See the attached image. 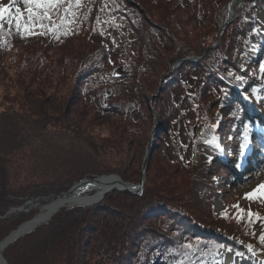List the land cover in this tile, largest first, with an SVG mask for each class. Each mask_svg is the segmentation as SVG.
I'll return each instance as SVG.
<instances>
[{"label":"rangeland","instance_id":"obj_1","mask_svg":"<svg viewBox=\"0 0 264 264\" xmlns=\"http://www.w3.org/2000/svg\"><path fill=\"white\" fill-rule=\"evenodd\" d=\"M131 1V6H128V0H110L106 5H91L92 17L95 16L93 23L88 0H81L79 6L66 3L64 7L71 9V14L67 15L69 22L54 33L39 34L41 29L36 28V34H21L14 24L8 27V18L5 28L0 30V114L11 113V119L17 123L35 118L48 122L43 131L47 135L45 143L51 140L62 146L71 144L73 147L70 150L76 154L67 153L66 160L70 165L75 167L80 161V155L77 154L81 151L86 157L80 164L83 169H88L93 163L97 170L113 171L112 175L119 179L133 164V170L137 172L140 181L142 161L148 147L152 146V134L156 135L157 147L152 150L149 165L155 172L151 174L150 185L144 186L147 188L146 192L165 203L174 204V201H179L174 206L180 212L181 208L187 212L184 211L187 214L184 215L192 225L187 222L183 224L189 226L191 232L194 225L203 230L204 225H208L209 228L205 230L210 236L217 234L233 241L232 236L222 235L220 229H224L233 233V236L237 232L243 234L244 241L256 244L246 246L241 242L238 246V241H234L236 244L233 245L237 246L234 249L236 255L232 250L226 251L231 256L228 262L217 255L214 259L206 258L202 264H262L260 261L264 258V243L260 237L264 235V207L242 203L241 198L264 185V162L262 167L249 173L243 180L236 173L237 164L217 160L213 142L210 138L205 140L218 130L214 126L217 118H221V129L234 131L237 133L235 136L239 137L241 130H245L243 121L246 111L225 98V102L220 104L221 100L211 95L207 89L199 70L193 71L192 75L185 73L186 79L178 86L164 85L162 90L159 89L165 60L178 55L177 48L172 49L170 46L167 49L165 43L171 41L173 36L176 45L183 46L186 50H198L197 46L200 44L218 41L215 25L222 17L227 0H208L210 9L207 5L205 8H197L200 0H194L191 4L187 0H142L144 5L141 7H138L139 0ZM113 2L123 5L125 10L133 9L128 15L132 22L126 28L121 15L108 14L112 12L109 8ZM1 4L6 5V2ZM193 12L196 13L197 20L193 18ZM64 15L61 9L59 16ZM26 16L27 14L25 18ZM53 20L59 23L56 13H53ZM255 21L256 32L264 35V9L257 10ZM258 41L259 37L258 40L252 39V45L258 44ZM261 45L262 50L264 43ZM160 51L166 52L160 56L164 58L161 63L156 59ZM185 52H188L187 56L190 51ZM258 53L254 57L257 62L261 58ZM200 58L202 57L190 59ZM88 61L94 62L89 65ZM257 62L250 71L255 72ZM214 71L220 74L217 68ZM227 71L224 68L221 73ZM245 84L250 90L249 79ZM107 106L114 107L121 114L115 116L117 112L107 109ZM256 112L259 119H262L261 112ZM64 120L67 124L63 123ZM235 122L238 126L234 129L232 123ZM1 126L3 129H0V140H5V146H11V132L6 124L0 123ZM220 133L223 131L219 130L216 138H220ZM218 143L221 145L220 140ZM257 147L260 149V146ZM47 149L44 147L39 151L40 155L48 153ZM193 149L195 152L206 151L208 155L211 153L209 167L203 166V157L192 160ZM187 160L190 161L186 162ZM222 164L230 170L229 175ZM133 170L131 172L128 169L126 175H123L128 182L121 181H134ZM159 176L167 182L171 194L160 186ZM147 186L153 187L148 189ZM65 189L68 190L69 187ZM62 193H65L64 189ZM126 201L127 204L134 202L131 199L112 197L108 199L107 210L117 209ZM32 202H28L27 207ZM234 205L240 206L238 210H243L239 219L228 220L229 223L221 220L230 216L229 209L235 208ZM249 210L256 214L251 222L245 214ZM105 223H99L100 230L98 228L92 237L94 245L91 254H94L86 264L103 261L101 256L108 248L105 245L108 238L111 233L118 234L116 219L107 224L108 233L101 229V225L105 226ZM195 237L202 239L198 234ZM191 238L183 241L187 243L184 246L175 244L172 252L167 248V254L164 255L166 259L172 254L177 257V264H183L186 258L195 253L192 252L195 247L196 250L200 249V254L208 256L212 253V250L206 248L202 250L195 245L196 240ZM187 245L191 247H186ZM186 253L189 254L188 257L185 256ZM104 260L109 264V258ZM153 261L154 264H167L158 257Z\"/></svg>","mask_w":264,"mask_h":264},{"label":"trees","instance_id":"obj_2","mask_svg":"<svg viewBox=\"0 0 264 264\" xmlns=\"http://www.w3.org/2000/svg\"><path fill=\"white\" fill-rule=\"evenodd\" d=\"M3 1L6 2V5L9 3V0H0V4ZM88 1L91 11V23H93L95 16L92 17L91 5H106L110 3V0ZM233 1L234 0H227V2L224 3L225 8L223 9L222 17L220 16V20L216 21L217 23L215 26L218 32V41L212 44H200L197 46L198 50H186L187 48L176 45V43L173 42V36L170 39L171 41L165 43L167 49H169L170 46L172 49L177 48L178 55L176 54L165 60V69L160 75L159 89L161 88L162 90L164 85L174 86L176 84L178 86L183 79H186L187 76L185 73L192 75L193 71L199 70L203 74V82L207 86V89L212 93L211 95L221 100L220 104L224 103L225 99H227L238 104L242 109L250 113H253L250 103L263 110L261 103L264 102V76L260 74L262 70L258 62L264 60V47L261 50V43H264V36L256 32L255 29L257 24L255 20L257 10L264 9V0H243L239 3L236 12L230 17ZM186 2L191 4L195 1L187 0ZM200 2L201 3L197 4V8H205V5H207L210 9L211 4L208 0H200ZM128 3V6L133 4L131 0H128ZM110 5L112 7L109 9H111L112 12L110 11L108 14H112L113 16L116 14L121 15L125 20L124 27L126 28L132 22L129 20L128 15L133 9L130 7L131 9L125 10L123 5H119V3L116 2ZM143 5L144 2L139 0L138 7ZM15 7H20L23 11L24 5L22 0L13 7V15L15 14ZM25 14L27 13L25 12ZM245 15H248V18H245ZM149 17L151 16L149 15ZM8 18L3 21L4 28L5 21ZM147 18L146 15V19ZM193 18L197 20L196 13H194ZM228 19L229 22L220 30L222 24ZM12 24L15 25V21H12ZM258 37V44L252 45V39L254 40V38H256L258 40ZM185 51H190L187 56L186 53L188 52ZM254 52H259L258 54H261V58L258 62L254 58L256 55V53L255 55L253 54ZM165 53L166 52L162 51L159 52L156 57L158 62L161 63L164 60V58L160 56H163ZM191 57H203V62L197 60L188 61ZM90 61L87 62L89 65L94 62L89 63ZM181 61L180 71L175 75H171L170 72L172 69ZM255 62H257V69L255 72H252L250 69ZM217 65L219 67H217ZM225 65H228V67L226 68ZM215 68L219 70L220 74L214 71ZM224 68L228 70L227 73H221ZM254 75L256 77L257 75L259 76L256 78ZM247 79H249L251 83L250 90H248L247 84H245ZM223 98H225L224 101ZM91 101L93 102L92 99ZM236 104H233V106ZM106 108L117 112L115 116L121 114L114 107L107 106ZM70 115L72 116L71 113ZM244 117L243 125L245 122L249 121L246 115ZM35 119H26L27 121L24 123H17L11 119V113L7 115L0 114V123L6 124L9 132H11V146H5V140H0V145L2 146L0 148V240L6 238L23 223L35 218L40 212L41 206L46 203L45 201L48 198H52V196L61 195L62 189H64L66 193L73 185L82 180H92L101 176H110L114 174L113 171L103 172L97 170L93 163H91L88 169H83V166L81 167L80 164L86 157L81 154V151L77 154L80 155V161L75 167L70 165L66 157L68 156V152H72L70 148L73 146L71 144L62 146L58 142H52L51 140L47 141L49 144L45 143L47 135L43 134V131L48 122H42L38 119L34 122ZM220 120L221 118H217L214 124V126L218 127V130L213 133L212 136H207L205 140L213 137L216 141V137L219 136L217 135L219 134V130H222L223 133H220V137L223 139L229 151L230 159L236 163V161L240 159V148L242 146L244 133L241 130L239 137H236L235 134L237 133L234 131L221 129L220 124L222 121ZM63 123L67 124V121L64 120ZM232 124L234 129L238 126L236 122ZM4 127L6 126L4 125ZM0 129H3V127L1 126ZM155 139L156 135L152 134V140L150 142L155 143V145H153V143L151 144L150 154L146 161L145 183L141 195H132L126 191H113L106 194L101 203L91 208H62L52 215L47 222L35 227L30 233L25 234L14 243L7 246L2 253V258L5 263L86 264L89 257L94 254V252L91 254L94 245L92 237L98 231V228L100 230L99 223L106 222L105 226L101 225V229L103 232L108 233L107 229H109V227H107V224L114 219H116L115 225H117L118 234L110 232L111 236L105 244L108 248L103 252L105 257L99 254L103 261L98 264H107L108 261L104 260L106 258H109V264H153V260L156 257L166 261L167 264H177V257L172 254L169 255L168 260L166 259V256H164L167 254L166 249L168 248L172 252V248H175V244L176 246L186 245L187 243L185 244L183 241L189 237L196 240L195 245L200 246L202 250L206 248V250H212V253L208 256L204 255V253L200 254V249L196 250L195 247L192 251L195 252L192 257H188L189 254L187 253L185 254L188 258L184 260L183 264H202L206 258H211V255L216 252L217 248L221 247L219 240L222 237L217 234H211L209 237L210 239L207 240L204 239V235L202 234L203 236H200L202 239L199 237H195V239L194 236L197 234L193 231L191 232L190 227L183 224L187 222V224L192 225L190 219L185 216L187 212L182 208L180 212L174 206V204L177 205L179 201H174V204L165 203L163 200L154 197L150 192H146L147 188L145 189L144 186L150 185L151 174L155 172V170H152L149 166L152 161V150L157 147ZM180 143L182 144L181 141ZM215 144L216 142L212 143L214 148ZM32 147L35 148L32 149ZM44 147L50 149H47L48 153H44L41 156L39 151L43 150ZM72 153L76 154L74 152ZM193 153V161L200 160V158L203 157L205 161L203 162V166L209 167L212 158L211 153L208 155L206 151L195 152V150ZM43 156H45V158ZM189 161L190 160H187L186 162ZM128 169L132 172L133 164L132 168L128 167ZM128 169L123 172V175H126ZM133 173L134 181L129 180V182H131V184H137L139 182L137 172L133 170ZM226 174L229 175L227 170ZM123 175L119 176L120 179L124 182H128V179ZM158 178H160V176ZM159 182H161L160 186H163V190L171 194V188H168L167 182L161 178ZM65 187H69V189L67 190ZM147 187L151 189L153 186ZM112 197H122L127 200L131 199L134 202L130 204H127V201L125 203L122 202L123 204H120L121 206L119 205L117 209L107 210V206L109 205L108 199L110 200ZM241 200L242 203L245 204L252 203L264 207V201L262 200L248 201L243 197ZM31 201H34V204L36 203L37 205L27 207L26 203ZM157 203L158 206H156ZM19 208H23V210L17 211ZM151 211L161 213V216L151 218L149 215ZM240 214L241 209L232 208L229 209L230 216L227 215L221 220H225L228 223V220L232 221L234 219V221H237ZM201 225L203 226V224ZM194 227L197 231H205L204 233L208 234V231L205 230L209 228L208 225H204V230L195 225ZM220 231L223 233L222 235L233 237V241H228L224 236L223 239L234 249L237 247L233 245L234 241H238V243L236 242L237 244L234 243L238 246L241 242L246 246L256 245L252 242L244 241L242 239L243 234H238V232L233 236V233L231 234L224 229H220ZM176 240H178V242H174ZM214 247L215 250H213ZM120 257L122 258L121 261Z\"/></svg>","mask_w":264,"mask_h":264},{"label":"bare ground","instance_id":"obj_3","mask_svg":"<svg viewBox=\"0 0 264 264\" xmlns=\"http://www.w3.org/2000/svg\"><path fill=\"white\" fill-rule=\"evenodd\" d=\"M230 17H232V16H230ZM245 17L248 18V15L247 16L245 15ZM262 36H264V35H262ZM255 53L256 52H254L253 54L255 55ZM203 57L198 59L197 61L203 62ZM188 61H195V60H191L190 59ZM181 63L177 64L172 69V71L170 72L171 75H175V74H177L178 71H180L179 69L181 68L180 67ZM258 63L261 65L260 67H261V70H262V72L260 74H263L264 73V60H260ZM256 69L257 68L255 67V71H256ZM257 74H258V72H257ZM217 139L218 138H216V144H215L216 151H215V154L217 156V159L220 160L222 158V154H223V151H224L223 147H224L225 143H224L223 139L220 137L218 139L221 142V145H220L218 143ZM210 140H212L213 143H215V140H214L213 137H211ZM150 148H151V146H149V152H150ZM245 176L247 177L249 175L245 173ZM95 179L96 180H94V181H86V180L83 181V182L81 181L78 184L73 185L66 193H64V195H62V196L59 195V196H55V197L52 196V198H48L45 201L46 203L43 206H41V208L39 210L40 212L37 214L35 219L32 222L23 225L18 230V235H25V234L29 233L31 230H33L35 227L47 222L52 215L57 213L62 208H71V207L91 208L93 206H96L97 204L101 203L103 198L101 200H99V201H97V200L99 198H101V197H104L103 196L104 192L108 191L111 187H116V188L120 187L119 180H121V179H119L118 177H116L114 175L101 176V177H98V178H95ZM113 191H116V190H113ZM113 191H111V192H113ZM118 192H124V191H118ZM34 205H37V204L36 203L33 204V202H32L30 207L34 206ZM83 205H85V206H83ZM156 206H158V203H157ZM149 215H150L151 218L152 217L157 218V217L161 216V213L151 211V212H149ZM192 231L195 234H198L200 236L204 235L205 236L204 239H207V240L210 239L209 238L210 237L209 234H206L204 232H200L199 230L197 231L195 228ZM219 242L221 243V247L218 248L216 250V252L213 255H211V256L214 259L217 255H219V258H222V260H224V262L225 261L228 262L231 259V256L228 255V253L226 251L232 250V253L234 255H236L235 254L236 251L234 250V248L228 242L224 241L223 238H221L219 240ZM4 249H5V247H0V253H1L0 264H5L4 261L2 260V253L4 252ZM218 251H221V252L219 253ZM260 262H262V264H264V258H261Z\"/></svg>","mask_w":264,"mask_h":264},{"label":"snow or ice","instance_id":"obj_4","mask_svg":"<svg viewBox=\"0 0 264 264\" xmlns=\"http://www.w3.org/2000/svg\"><path fill=\"white\" fill-rule=\"evenodd\" d=\"M19 2L20 0H9L7 5L0 4V30L4 27L3 21L10 17L9 26L11 27L12 21H15V27L21 34H36L34 31L36 28L41 29L39 34H44L45 32L54 33L55 31L60 30V28L66 26L69 22L67 20V15L71 14V9L65 8L64 5L66 3L75 4L76 6L81 4V0H22L24 5L23 11L20 7H15V14L13 15L12 9ZM61 9H63V12L65 13L64 16H59ZM25 12L27 13L26 18ZM53 13H56L59 17V23L53 20ZM260 189H264V185L259 186V188L252 193L246 194V198H264V191H260ZM257 192H259V195H257ZM233 207L239 209L238 205H234ZM241 211L243 212V210ZM245 214L250 222L252 217L256 216V214L252 213L250 210ZM256 218L259 217L257 216ZM260 239L261 242L264 243V235H261ZM186 247H191V245H187Z\"/></svg>","mask_w":264,"mask_h":264},{"label":"water","instance_id":"obj_5","mask_svg":"<svg viewBox=\"0 0 264 264\" xmlns=\"http://www.w3.org/2000/svg\"><path fill=\"white\" fill-rule=\"evenodd\" d=\"M243 0H234L233 3H232V6H231V14H233L239 3L242 2ZM228 23V20L222 24L220 30ZM182 62V61H181ZM181 62H178L177 64H180ZM149 157V147L145 153V156H144V159L142 161V164H141V178H140V181L139 183L137 184H131V183H124L122 182L121 180H119V183H120V187L119 188H116V187H111L108 191L104 192L103 196H105L107 193L113 191V190H116V191H127L128 193L132 194V195H136L138 193H141L142 192V189H143V185H144V176H145V170H146V161ZM96 179H93V180H86V181H94ZM83 182V181H82ZM64 195V194H61V196ZM103 197L99 198L97 201L101 200ZM96 201V202H97ZM86 205V204H85ZM83 205V206H85ZM22 209H18L17 211H20ZM35 218H33L32 220L28 221V222H25L24 224H22L21 226H19L15 231L11 232L6 238H4L3 240H0V247H7L9 246L10 244L14 243L18 238H20L21 236L23 235H18V230L25 224L27 223H30L34 220ZM31 232V231H30ZM28 234V233H27ZM0 258H1V253H0ZM3 260V258H2ZM4 261V260H3ZM5 263V261H4ZM6 264V263H5Z\"/></svg>","mask_w":264,"mask_h":264}]
</instances>
